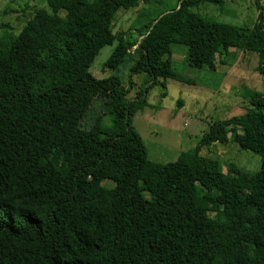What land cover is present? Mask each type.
Here are the masks:
<instances>
[{"label":"trees","instance_id":"1","mask_svg":"<svg viewBox=\"0 0 264 264\" xmlns=\"http://www.w3.org/2000/svg\"><path fill=\"white\" fill-rule=\"evenodd\" d=\"M139 1L45 0L15 34L0 22V264H264V5L254 0L245 25L198 11L222 0H153L135 30L113 31L117 10ZM113 40L101 68L130 59L128 74L145 75L133 93L132 81L89 70ZM171 42L185 44L188 66L218 75L229 47L255 51L263 90L244 86L242 112L159 162L130 120L153 84L190 82ZM214 141L258 153V168L199 153Z\"/></svg>","mask_w":264,"mask_h":264},{"label":"rangeland","instance_id":"2","mask_svg":"<svg viewBox=\"0 0 264 264\" xmlns=\"http://www.w3.org/2000/svg\"><path fill=\"white\" fill-rule=\"evenodd\" d=\"M175 0H165L166 4H172ZM26 4L21 10L20 6ZM264 5V0H257ZM153 0H140L133 8L119 9L112 21V30L125 32L135 30L142 20L138 17L146 16V12L154 8ZM36 6H46L45 0H0V22L7 23L10 28L6 31L15 34L22 17L31 13ZM198 11L220 21L251 25L257 15L258 6L254 0H222L220 4L205 1L200 3ZM196 7V10H197ZM135 21V22H134ZM134 22V23H133ZM264 24V12L262 13ZM4 28L0 29V33ZM114 40L102 45L92 59L89 70L96 77L106 76L114 72L121 79L122 85L131 83L130 91L133 93L144 83L143 73H129L130 59H127L118 69L103 67L102 62L110 53ZM171 58L173 69L182 76L190 79V82L167 78L165 86L153 84L146 92V100L149 103L143 109L132 115L130 124L141 136L146 147L147 157L154 161L163 162L174 159L180 150L194 146L208 125L215 120L223 119L244 110L247 105L241 96L244 86L256 90H263L262 74L255 68L257 55L252 50H236L229 47V53L216 57V67L224 74L218 72H206L203 68L188 66L184 59L186 46L182 42H171ZM228 59V60H227ZM228 62V63H227ZM220 78V81H219ZM165 91V94H161ZM130 92V93H131ZM98 103V102H97ZM98 107L99 106L98 103ZM95 112L100 111L99 108ZM108 123V116L102 119ZM199 153L225 161H232L236 166L248 172L258 168L261 156L248 149L240 148L236 142L226 143L211 142L199 147ZM221 170H225L224 164ZM106 185L111 182L108 179L102 181Z\"/></svg>","mask_w":264,"mask_h":264}]
</instances>
